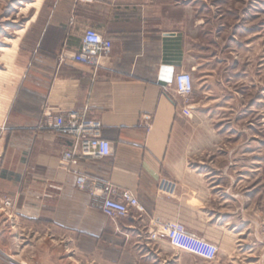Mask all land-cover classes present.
Masks as SVG:
<instances>
[{"label": "crops", "instance_id": "crops-1", "mask_svg": "<svg viewBox=\"0 0 264 264\" xmlns=\"http://www.w3.org/2000/svg\"><path fill=\"white\" fill-rule=\"evenodd\" d=\"M87 28L112 42L91 64L73 59ZM14 36L0 53V264L6 251L26 264H264L257 47L226 14L205 0H41ZM68 112L100 120L112 148L75 169L141 210L110 219L76 186L61 160L72 140L47 127ZM167 222L215 244V260L170 245Z\"/></svg>", "mask_w": 264, "mask_h": 264}, {"label": "built area", "instance_id": "built-area-1", "mask_svg": "<svg viewBox=\"0 0 264 264\" xmlns=\"http://www.w3.org/2000/svg\"><path fill=\"white\" fill-rule=\"evenodd\" d=\"M109 38L94 29L87 28L82 36L79 51L73 59L77 62L91 64L94 60L111 51ZM174 92L185 100L193 91V79L190 71H180L174 77ZM47 127L55 132L71 138L72 146L61 154L63 166L76 174L75 183L79 189H88L93 196L99 197V208L102 214L110 219L128 215L132 209L141 210L136 196L126 189H119L110 182L90 183L91 180L79 173L75 167L83 158H102L110 155L111 144L101 135L102 123L98 119L87 118L77 112H68L67 116H55L47 122ZM6 130L0 125V137ZM93 182V181H92ZM161 190H169L170 186L160 184ZM9 200L4 206H9ZM166 237L170 245L187 251L205 261L215 260L217 246L193 232H189L171 222L164 225ZM8 264H18L13 256L3 254Z\"/></svg>", "mask_w": 264, "mask_h": 264}, {"label": "rangeland", "instance_id": "rangeland-1", "mask_svg": "<svg viewBox=\"0 0 264 264\" xmlns=\"http://www.w3.org/2000/svg\"><path fill=\"white\" fill-rule=\"evenodd\" d=\"M40 1L0 0V53L1 50H5L2 47H5L10 42L9 39L15 37L16 30L26 24ZM205 4L208 6L209 14H226L227 25L232 27L233 35L237 38V41H242L243 43L251 41L254 51H256L257 47L259 124L260 126L264 125V0H205ZM12 32L13 34H11ZM227 32L224 37L227 38L228 42L232 35L229 34L231 31L228 30ZM186 101H190V96ZM261 135H264V133L260 131ZM20 226L18 232L24 234L22 237L24 240L20 241V244H24L26 241L25 236L28 235L30 230L26 225ZM38 229L39 234L35 235L36 241L39 240L38 237L42 234V228ZM6 254L13 256L24 264L27 263L24 256L25 252L23 256H16L17 253L9 251H6ZM55 256L58 261L57 254Z\"/></svg>", "mask_w": 264, "mask_h": 264}]
</instances>
